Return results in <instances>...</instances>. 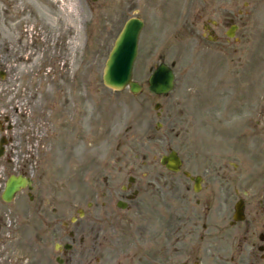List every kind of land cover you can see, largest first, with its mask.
Returning <instances> with one entry per match:
<instances>
[{
    "label": "rangeland",
    "instance_id": "obj_1",
    "mask_svg": "<svg viewBox=\"0 0 264 264\" xmlns=\"http://www.w3.org/2000/svg\"><path fill=\"white\" fill-rule=\"evenodd\" d=\"M24 1L0 2V140H11L0 158V193L7 178L33 160L39 173L45 171L60 183L74 182L75 171L62 153L67 148L65 135H70L63 132V124L78 118L79 109L89 115L94 105L97 135L93 141L83 135L75 147L83 169L122 166L128 160L130 165L158 166L160 156L177 147L195 172H202L210 161L235 160L226 156L230 150L223 154L219 147L225 143L222 127L237 133L244 119L256 126L260 119L254 113L256 105L259 113L264 111V0H26L35 7L36 13L29 9L28 15L37 30L30 23L17 27L29 18L17 14ZM132 17L145 22L133 75L144 86L139 95L112 91L102 82L113 43ZM225 17L227 27L231 19L240 27L241 45H232L241 49L232 54L235 64L241 63L237 74L230 57L220 66L222 61L215 56L222 53L215 47L218 44L203 38L205 22H224ZM22 32L25 38L20 40ZM210 50L214 56H206L213 53ZM28 57L30 61L23 60ZM160 62L176 64L177 77L174 91L162 98L150 93L147 85ZM245 71L248 80L240 81ZM156 103L176 112L184 138L192 130L187 119L192 120L196 141L158 140L159 136L148 141L149 133L156 135ZM223 105L245 106L232 107L237 113L227 122L214 114ZM58 112L66 113L62 120ZM82 125L89 132L90 122L84 120ZM215 151L223 157L214 158ZM47 189L51 186L43 187L45 193ZM37 207L27 191L11 203L0 202V264L48 263L51 253L39 250L38 238L27 225L28 215Z\"/></svg>",
    "mask_w": 264,
    "mask_h": 264
},
{
    "label": "flooded vegetation",
    "instance_id": "obj_2",
    "mask_svg": "<svg viewBox=\"0 0 264 264\" xmlns=\"http://www.w3.org/2000/svg\"><path fill=\"white\" fill-rule=\"evenodd\" d=\"M230 26L236 27L237 36L240 27L233 19L229 27L226 17L224 22H207L203 38L208 44H218L215 47L222 52L210 50L213 53L206 56L215 54L222 61L220 66L230 57L236 71L241 63L237 66L232 54L241 49L232 45H241V39L226 38ZM237 106L245 105L212 110L221 120L232 122L237 111L231 109ZM89 112L79 109L78 118L63 124V132L70 135H65L67 148L62 153L75 171L74 182L60 183L45 171L39 173L34 160L22 171L33 180V191L27 196L31 203H38L27 225L38 238L39 250L51 253L47 264H264V155H260L264 152V111L259 113L258 105L256 126L244 119L237 133L222 127L225 143L219 147L223 154L230 150L226 156L235 160L210 161L202 172L185 164L178 147L174 151L182 165L177 169L130 165L129 160L122 166L83 169L76 149L83 135L91 141L97 135V105ZM159 113L156 135L149 133L148 141L157 136L165 139L164 134L170 140L196 141L192 120L187 119L192 130L184 138V125L176 112L161 105ZM58 114L59 120L66 115ZM84 120L90 122L89 132L83 129ZM212 156L223 157L216 151ZM45 185L51 186L47 193Z\"/></svg>",
    "mask_w": 264,
    "mask_h": 264
},
{
    "label": "water",
    "instance_id": "obj_3",
    "mask_svg": "<svg viewBox=\"0 0 264 264\" xmlns=\"http://www.w3.org/2000/svg\"><path fill=\"white\" fill-rule=\"evenodd\" d=\"M142 27L141 21L129 20L115 42L104 70L103 80L107 87L114 90H123L130 86L132 93H140V85L132 82V70L138 53V40ZM1 76L3 77L2 73ZM173 82L172 70L164 65L160 66L150 78V90L159 95L166 94L172 90ZM5 144H7V141L2 139L0 157L4 154ZM26 187L31 188V182L28 179L22 176H11L6 183L1 198L5 202H11L15 195Z\"/></svg>",
    "mask_w": 264,
    "mask_h": 264
},
{
    "label": "bare ground",
    "instance_id": "obj_4",
    "mask_svg": "<svg viewBox=\"0 0 264 264\" xmlns=\"http://www.w3.org/2000/svg\"><path fill=\"white\" fill-rule=\"evenodd\" d=\"M42 1H44V0H42ZM0 2L2 3V4H4L5 2H6V0H0ZM46 5H47V7H48V9H51L52 8V6L50 5V4H48V3H45ZM33 10L35 13H36V11H35V7H34V5L32 4V2H30V1H24V3L22 4V6H21V8H19V9H17V14L18 15H23V16H28L29 17V13H28V10ZM37 17H38V19H40V20H45V18H43V17H45V16H43V15H41L40 13H38L37 12ZM49 20V21H48ZM46 21L47 22H50V24L51 25H53L54 24V20L52 19V18H50V17H47L46 18ZM27 23H30L31 25H32V27H33V29L34 30H37V24L36 23H33V22H31V20H30V17L29 18H24V20H22V21H20L18 24H17V27H18V29H19V27L20 26H22V25H24V24H27ZM25 38V33L24 32H22V33H20V40H23ZM37 40V37L35 38V41ZM24 61H30V58L28 57V58H24L23 59Z\"/></svg>",
    "mask_w": 264,
    "mask_h": 264
}]
</instances>
